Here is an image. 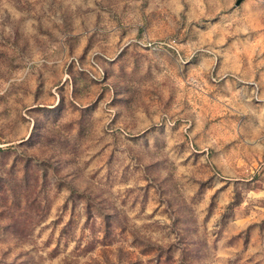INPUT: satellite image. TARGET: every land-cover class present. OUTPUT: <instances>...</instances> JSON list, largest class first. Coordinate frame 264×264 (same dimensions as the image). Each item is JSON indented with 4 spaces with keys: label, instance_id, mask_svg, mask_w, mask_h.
Returning <instances> with one entry per match:
<instances>
[{
    "label": "rangeland",
    "instance_id": "374dc122",
    "mask_svg": "<svg viewBox=\"0 0 264 264\" xmlns=\"http://www.w3.org/2000/svg\"><path fill=\"white\" fill-rule=\"evenodd\" d=\"M0 264H264V0H0Z\"/></svg>",
    "mask_w": 264,
    "mask_h": 264
}]
</instances>
